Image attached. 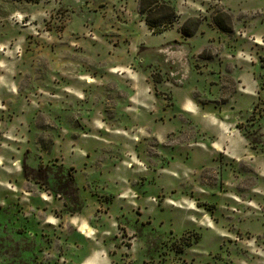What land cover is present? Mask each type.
<instances>
[{
    "label": "rangeland",
    "instance_id": "rangeland-1",
    "mask_svg": "<svg viewBox=\"0 0 264 264\" xmlns=\"http://www.w3.org/2000/svg\"><path fill=\"white\" fill-rule=\"evenodd\" d=\"M140 1L0 0V264H264V0Z\"/></svg>",
    "mask_w": 264,
    "mask_h": 264
},
{
    "label": "trees",
    "instance_id": "trees-1",
    "mask_svg": "<svg viewBox=\"0 0 264 264\" xmlns=\"http://www.w3.org/2000/svg\"><path fill=\"white\" fill-rule=\"evenodd\" d=\"M139 12L141 16L145 18V21L149 28L157 33H161L168 29L178 18V14L174 7L171 5L161 2L160 0H141L139 5ZM222 16L217 15L215 21L220 24L225 22L227 26L224 28L225 31L231 32L232 22L231 17L225 15V18L221 19ZM200 25L198 20H189L181 28L182 32L188 37L193 36Z\"/></svg>",
    "mask_w": 264,
    "mask_h": 264
},
{
    "label": "crops",
    "instance_id": "crops-1",
    "mask_svg": "<svg viewBox=\"0 0 264 264\" xmlns=\"http://www.w3.org/2000/svg\"><path fill=\"white\" fill-rule=\"evenodd\" d=\"M52 219V218H51Z\"/></svg>",
    "mask_w": 264,
    "mask_h": 264
}]
</instances>
